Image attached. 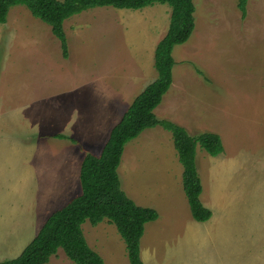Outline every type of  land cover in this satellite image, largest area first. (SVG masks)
<instances>
[{"label":"rangeland","instance_id":"1","mask_svg":"<svg viewBox=\"0 0 264 264\" xmlns=\"http://www.w3.org/2000/svg\"><path fill=\"white\" fill-rule=\"evenodd\" d=\"M194 4L196 29L173 52V86L156 113L192 136L221 137L220 156L197 148L201 198L213 217L196 222L188 203L185 209L171 202L174 208L168 207L160 222L147 224L142 260L264 264V0H249L246 18L237 0ZM171 12L170 6L156 4L75 15L65 22L68 59L50 27L25 6L14 7L7 24H0L6 31L0 36V226H6L0 228V241L12 246L0 262L17 258L49 216L82 193L81 162L87 154H101L109 138L93 125L94 112L102 117L107 95H117L128 106L157 80L155 52L169 30ZM8 25L15 29L7 31ZM107 102L111 107L118 100L107 97ZM79 133L99 141L83 156L80 145L53 138ZM170 136L159 126L126 146L119 168L125 193L148 196L154 183L167 179L164 170L180 163ZM75 173L80 191L61 203L63 194L75 190ZM218 187L224 190L218 193ZM83 230L106 264H130L115 225L87 222ZM49 264L74 263L60 249Z\"/></svg>","mask_w":264,"mask_h":264},{"label":"trees","instance_id":"2","mask_svg":"<svg viewBox=\"0 0 264 264\" xmlns=\"http://www.w3.org/2000/svg\"><path fill=\"white\" fill-rule=\"evenodd\" d=\"M156 4L170 6L171 20L166 36L157 45L155 69L158 78L132 103L121 122L113 129L101 155L87 154L81 167L82 194L54 212L37 237L13 260L0 264H49L62 249L74 264H106L104 258L89 245L83 225L98 226L105 220L115 225L126 244L130 264H144L141 244L146 226L156 222L154 209L138 206L122 189L119 168L126 146L146 130L162 127L173 135L179 160L184 168L183 185L193 219L199 223L211 220L213 213L202 203L203 184L197 168V148L212 157L224 153L221 137L213 133L192 136L178 124L158 119L155 111L173 85L177 46L186 44L196 29L194 0H0V24H6L11 10L25 6L36 19L51 27L61 42L63 56L69 46L65 22L75 15L95 8L142 10ZM249 0H237L243 18L247 17ZM53 138L76 141L57 134Z\"/></svg>","mask_w":264,"mask_h":264},{"label":"crops","instance_id":"3","mask_svg":"<svg viewBox=\"0 0 264 264\" xmlns=\"http://www.w3.org/2000/svg\"><path fill=\"white\" fill-rule=\"evenodd\" d=\"M17 12H20V11H16L15 13H17ZM24 12V11H23ZM14 14V13H13ZM25 16H26V13H25ZM12 18H13V16H12ZM23 19H25V17L23 18ZM14 21L15 20H22L21 18L20 19H13ZM7 24V23H6ZM10 24V23H9ZM47 25V24H46ZM50 27V26H49ZM64 28H65V25H64ZM15 29V26H10V25H8L7 26V31H13ZM50 29H51V27H50ZM17 31V30H16ZM4 32H6L5 30H0V36H2L3 34H4ZM39 32H40V34H44L45 33V30L43 29V28H41L40 30H39ZM51 32H52V29H51ZM79 32V31H78ZM66 33V32H65ZM53 34V33H52ZM53 36H54V34H53ZM55 37V36H54ZM66 37H67V35H66ZM56 38V37H55ZM57 39V38H56ZM58 40V39H57ZM59 41V40H58ZM67 41H68V39H67ZM59 44H60V48H61V50H62V46H61V42L59 41ZM68 46H69V43H68ZM62 56H63V52H62ZM69 56H70V48H69ZM69 56H68V58H69ZM64 57V56H63ZM65 58V57H64ZM68 58H65V59H68ZM103 79H105V78H102V80ZM106 80V79H105ZM152 84V83H151ZM150 84V85H151ZM149 86V85H148ZM147 86V87H148ZM173 86V85H172ZM103 88L104 89H106V90H108L109 89V91H121V90H119V88H115V89H113V88H110V87H108L107 88V86H105V85H103ZM146 89V88H145ZM144 91V90H143ZM142 91V92H143ZM141 92V93H142ZM140 95V94H139ZM138 95V96H139ZM137 96V97H138ZM107 97L108 98H111V99H113V100H118V102L116 103V105H112L111 107H109V106H107V104H108V102H107ZM136 97V98H137ZM135 98V99H136ZM102 100L104 101L103 103V106H102V108H100V109H103L102 110V113H101V115H102V117H105V119H103L102 117H100L99 116V114H97V112L95 111L94 113H95V119H94V121H93V125H95L96 126V128H99L100 130H104L105 131V134L102 136V137H104L105 135L106 136H108L109 138H107L108 140H106L107 142H105L106 144L108 143V141H109V139H110V136H111V133H112V131H113V129L121 122V120L123 119V117H124V115L126 114V112L129 110V108H130V106L132 105V103L134 102V101H132L131 103L129 102V104H128V106H125L124 107V105L123 104H126V103H124L125 101H121V99H119L118 98V96L117 95H111V96H104L103 98H102ZM124 100H126V99H124ZM164 100V99H163ZM160 107V106H159ZM159 107L156 109V111H155V113L157 112L158 113V110H159ZM99 109V110H100ZM124 109V110H123ZM156 113V115H158ZM107 115H111V117H110V119H107L106 120V117H107ZM105 121H107L108 123H105ZM113 121H115V123L114 124H109V123H112ZM168 121H170V120H168ZM172 122V121H171ZM175 123V122H174ZM180 126V125H179ZM182 127V126H181ZM164 129V128H163ZM165 130V129H164ZM164 132V131H163ZM78 133V132H77ZM80 134V133H79ZM172 134V133H171ZM61 135H64V134H61ZM65 136H67V135H65ZM69 137V136H68ZM70 138L71 139H74L75 141H76V144L75 143H73L74 145H80V148H78L79 149V154H80V156H83L86 152H87V150L90 148V147H95V144H97L99 141H98V139H96V137H92V136H82L81 134L80 135H75L74 134V137H71L70 136ZM167 138H168V135H167ZM170 138H171V136H170ZM172 138H173V135H172ZM171 138V139H172ZM86 139V140H85ZM138 141V140H137ZM173 141H174V139H173ZM85 143H87V145L88 146H86V144ZM135 143V142H134ZM169 143V142H168ZM171 143V142H170ZM106 144H105V146H106ZM104 146V147H105ZM175 146V145H174ZM77 147V146H76ZM99 149V148H98ZM104 149V148H103ZM103 149H102V151H101V154H102V152H103ZM176 149V148H175ZM85 152V153H84ZM96 153H98V152H96ZM95 152H93L92 154L93 155H96V156H99V155H101V154H96ZM178 153V152H177ZM86 157V156H85ZM85 157H84V159H85ZM178 157H179V155H178ZM83 158V157H82ZM84 159H83V161H84ZM82 160V159H81ZM81 160H78V162H76L77 163V165H79L80 164V162H81ZM83 161L81 162V167H82V164H83ZM178 162H180V160L178 161ZM181 162L180 163H178V165H176V166H170V167H168L167 169H165L164 170V174L167 176V179L166 180H160L158 183H154L153 184V188H152V190H155V191H150L149 193L150 194H148V196H146V197H142V194H140V192H138V191H135L134 193L132 192V193H130V190H128V189H126L125 191H126V193L128 194V196L138 205V206H140V207H144V208H150V209H154L155 211H157L158 212V214H159V219L156 221V223L157 222H160L162 219H163V217H164V214H166L167 213V211H166V209L169 207V208H174V207H171L170 206V203L172 202L175 206L176 205H180V207H183L184 206V208L186 209V204L188 203L189 204V202H188V199H187V196H186V193H185V191H184V185H183V174H184V168L182 169V167H181ZM80 174H81V170H80V173H79V178H80ZM76 176H77V173H75V175H74V179H76ZM74 182L76 183V185H75V190H72L71 189V192H67V193H65V194H63L64 195V197H65V199H64V197H60V199L61 200H63L61 203H63L64 201H66L67 199H69L70 197H72V196H74V195H76V193H78L77 191L79 190L80 191V188L78 187V183H77V179L76 180H74ZM134 182H136V181H134ZM133 182V183H134ZM80 183H81V179H80ZM81 187H82V184H81ZM226 187V186H225ZM78 189V190H77ZM222 190H224V189H220L219 187H218V189H217V192L218 193H220V192H222ZM129 191V192H128ZM82 192H83V190H82ZM82 194V193H81ZM81 194H79V195H77L76 197H78V196H80ZM144 196H145V194H143ZM221 195V194H220ZM76 197H74V198H76ZM222 197H224V195H222ZM74 198H72L71 200H73ZM71 200H69L66 204H68ZM201 200H202V198H201ZM202 203H203V201H202ZM65 204V205H66ZM64 205V206H65ZM64 206H62L61 208H63ZM219 206H221V204L220 205H218V207ZM178 207V206H177ZM217 207V208H218ZM61 208H59V209H61ZM189 208H190V206H189ZM58 209V210H59ZM58 210H56V211H58ZM56 211H54V212H56ZM53 212V213H54ZM191 212V211H190ZM52 213V214H53ZM51 214V215H52ZM50 215V216H51ZM192 215V214H191ZM49 216V217H50ZM193 218V217H192ZM49 219V218H48ZM47 219V220H48ZM46 220V221H47ZM46 221H45V223H46ZM44 223V224H45ZM153 223H155V222H153ZM44 224H43V226H44ZM150 224V223H149ZM194 224V223H193ZM42 226V227H43ZM6 226L5 225H1L0 226V228H5ZM42 227H41V229H42ZM147 228V227H146ZM40 229V230H41ZM40 232V231H39ZM147 232V231H146ZM145 232V233H146ZM39 234V233H38ZM37 234V235H38ZM146 235V234H145ZM145 235H144V237H143V239L145 238ZM37 237V236H36ZM35 237V238H36ZM34 238V239H35ZM33 239V240H34ZM32 240V241H33ZM31 241V242H32ZM30 242V243H31ZM29 243V244H30ZM2 244H6L7 245V243H4V242H1L0 241V245H2ZM28 244V245H29ZM27 245V246H28ZM26 246V247H27ZM9 247V246H8ZM25 247V248H26ZM24 248V249H25ZM143 249H144V251H145V249H146V245H145V242L143 241V243H142V252H143ZM11 251H12V246L11 247H9V249L7 248V247H4L3 245L2 246H0V257L1 258H5V257H7V255L8 254H10L11 253ZM24 251V250H23ZM22 251V252H23ZM21 255V254H20ZM19 255V256H20ZM18 256V257H19ZM144 260V259H143ZM145 261V260H144Z\"/></svg>","mask_w":264,"mask_h":264}]
</instances>
